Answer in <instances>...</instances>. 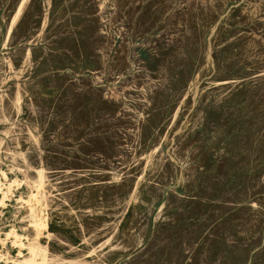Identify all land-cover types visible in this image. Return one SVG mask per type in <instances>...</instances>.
<instances>
[{
    "label": "rangeland",
    "instance_id": "374dc122",
    "mask_svg": "<svg viewBox=\"0 0 264 264\" xmlns=\"http://www.w3.org/2000/svg\"><path fill=\"white\" fill-rule=\"evenodd\" d=\"M22 1L0 0V264H264V0ZM34 197L47 223L38 238L26 212ZM34 242L44 254L32 255Z\"/></svg>",
    "mask_w": 264,
    "mask_h": 264
},
{
    "label": "bare ground",
    "instance_id": "6f19581e",
    "mask_svg": "<svg viewBox=\"0 0 264 264\" xmlns=\"http://www.w3.org/2000/svg\"><path fill=\"white\" fill-rule=\"evenodd\" d=\"M14 1H15V0H14ZM21 1H22V0H21ZM24 1H25V0H24ZM122 1H123V0H122ZM131 1H132V0H131ZM32 2H33V1H32ZM57 2H58V1H57ZM62 2H63V1H62ZM75 2H77V0H75ZM82 2H83V1H82ZM128 2H129V1H127V4H128ZM151 2H152V1H150V3H151ZM14 3H15V2H14ZM14 3H13V4H14ZM83 3H84V2H83ZM83 3H82V4H83ZM95 3H96V2H95ZM131 3H132V2H131ZM133 3H134V2H133ZM139 3H142V2H139ZM155 3H156V0H155ZM19 4H20V5H19L18 11H17L18 14H19V12H20L21 9H22L23 1H22L21 3H19ZM54 4H55V3H54ZM54 4H53V5H54ZM79 4H80V2H79ZM79 4H78V6H79ZM91 4H92V3L90 2L89 5L91 6ZM117 4H118V3H117ZM122 4H123V2H122ZM122 4H121V5H122ZM151 4H153V2H152ZM156 4H158V3H156ZM29 5H30V3H29ZM75 5H77V4L75 3ZM89 5H88V7H89ZM141 5H142V4H141ZM147 5H148V4H147ZM78 6H76V7L73 6V7L76 9ZM92 6H93V5H92ZM133 6H134V5H133ZM145 6H146V5H145ZM145 6H144V7H145ZM149 6H150V5H149ZM149 6H148V7H149ZM152 6H153V5H152ZM34 7H35V6H34ZM34 7L32 6V8H34ZM52 7H53V6H52ZM88 7H87V8H88ZM121 7H122V6H121ZM150 7H151V6H150ZM14 8H15V7H14ZM14 8H13V9H14ZM69 8H70V7H69ZM83 8H84V7H83ZM96 8H97V6H96ZM118 8H119V6H118ZM129 8H130V7H129ZM29 9H30V8H29ZM45 9H46V8H45ZM77 9H78V8H77ZM126 9H128V8H126ZM134 9H135V8H134ZM138 9H139V8H138ZM150 9H151V8H150ZM218 9H219V8H218ZM30 10H31V9H30ZM35 10H37V9L35 8ZM73 10H74V9H73ZM116 10H117V8H116ZM118 10H119V9H118ZM121 10H122V9H121ZM144 10H146V9H144ZM144 10H143V11H144ZM147 10H148V8H147ZM38 11H39V10H38ZM38 11H37V12H38ZM67 11H68V10H67ZM70 11H71V9H70ZM83 11H85V10H83ZM83 11H82V12H83ZM122 11H123V10H122ZM137 11H138V10H136V12H137ZM156 11H157V10H156ZM168 11H169V10H168ZM184 11H185V10H184ZM15 12H16V11H15ZM15 12H14V14H15ZM31 12H32V11H31ZM31 12H30V13H31ZM40 12H41V11H40ZM46 12H47V11H46ZM86 12H87V11H86ZM185 12H186V11H185ZM185 12H184V13H185ZM35 13H36V12H35ZM69 13H70V12H69ZM74 13H76V12H74ZM79 13H81V12H79ZM87 13H89V12H87ZM125 13H126V11H125ZM134 13H135V12H134ZM137 13H138V12H137ZM12 14H13V13H12ZM14 14H13V16H14ZM41 14H42V13H41ZM43 14H44V13H43ZM63 14H64V13H63ZM140 14H141V13H140ZM144 14H145V13H144ZM153 14H154V12H153ZM159 14H160V13H159ZM33 15H34V14H33ZM90 15H92V13H91ZM90 15H88V16H90ZM93 15H94V14H93ZM124 15H125V14H124ZM126 15H127V13H126ZM134 15H135V14H134ZM176 15H177V14H176ZM188 15H189V14H188ZM13 16H12V17H13ZM28 16H30V14H28ZM63 16H64V15H63ZM63 16H61V17H63ZM69 16H70V15H69ZM94 16H95V15H94ZM128 16H129V15H128ZM132 16H133V15H132ZM138 16H139V15H138ZM145 16H146V15H145ZM149 16H150V15H149ZM164 16H165V15H164ZM177 16H178V15H177ZM195 16H196V15H195ZM40 17H42V15H41ZM114 17H115V16H114ZM150 17H151V16H150ZM152 17H153V16H152ZM154 17H155V16H154ZM157 17H158V16H157ZM182 17H183V16H182ZM186 17H187V16H186ZM190 17H191V16H190ZM193 17H194V16H193ZM16 18H18V17H16ZM28 18H29V17H28ZM32 18H33V16H32ZM46 18H47V17H46ZM123 18H124V17H122V19H123ZM142 18H144V17H142ZM142 18L139 17V19H141L140 21H142ZM11 19H12V18H11ZM13 19H14V18H13ZM29 19H30V18H29ZM60 19H61V18H60ZM60 19H59V20H60ZM111 19H112V18H111ZM133 19H135V18H133ZM136 19L138 20V17H137ZM157 19H158V18H157ZM176 19H177V18H176ZM233 19H234V18H233ZM26 20H27V19H26ZM35 20H36V19H35ZM87 20L90 21V19H87ZM91 20H92V18H91ZM137 20H136V21H137ZM152 20H153V19H152ZM235 20H239V19H235ZM23 21H24V20H23ZM23 21H22V22H23ZM65 21H66V20H65ZM69 21H70V20H69ZM69 21H68V22H69ZM74 21H75V20H74ZM117 21H118V20H117ZM124 21H125V20H124ZM132 21H133V20H132ZM149 21H150V20H149ZM153 21H155V20H153ZM176 21H177V20H176ZM179 21H180V20H179ZM239 21H240V20H239ZM239 21H238V22H239ZM10 22H11V20H10ZM84 22H85V24H86V21H84ZM112 22H113V21H112ZM150 22H151V21H150ZM188 22H189V21H188ZM8 23H9V22H8ZM14 23H15V21H14ZM14 23H13V25H14ZM30 23H31V21H30ZM81 23H82V22H81ZM87 23H88V22H87ZM137 23H138V21H137ZM147 23H148V22H147ZM156 23H157V22H156ZM166 23H167V22H166ZM186 23H187V22H186ZM9 24H10V23H9ZM9 24H8V25H9ZM21 24H22V23H21ZM25 24H27V21H26ZM70 24H71V23H70ZM89 24H90V23H89ZM115 24H116V23H115ZM133 24H134V23H133ZM135 24H136V23H135ZM142 24H143V22H142ZM171 24H172V23H171ZM175 24H176V23H175ZM27 25H29V24H27ZM32 25H33V24H32ZM36 25H38V24H36ZM59 25H60V24H59ZM61 25H62V24H61ZM90 25H91V24H90ZM96 25H97V24H96ZM112 25H113V24H112ZM125 25L128 26V24H125ZM125 25H124V26H125ZM137 25H138V24H137ZM153 25H154V24H153ZM187 25H188V24H187ZM0 26H1V25H0ZM71 26H72V24H71ZM78 26H80V25H78ZM131 26H132V25H131ZM141 26H142V25H141ZM7 27H8V26H7ZM35 27H36V26H35ZM58 27H59V26H58ZM58 27H57V28H58ZM97 27H98V26H97ZM129 27H130V26H129ZM135 27H137V26H135ZM146 27H147V26H146ZM173 27H174V26H173ZM193 27H194V25H193ZM193 27H192V28H193ZM0 28H1V27H0ZM31 28H32V27H31ZM33 28H34V27H33ZM41 28H42V27H41ZM57 28H56V26H55V29H56V30H57ZM74 28H75V27H74ZM84 28H85V27H84ZM86 28H87V29H85V30H89L88 27H86ZM100 28H101V27H100ZM132 28H133V27H132ZM137 28H138V27H137ZM140 28H141V27H140ZM147 28H148V27H147ZM162 28H163V27H162ZM162 28H161V29H162ZM177 28H178V27H177ZM10 29H11V27H10ZM53 29H54V28H53ZM92 29H93V28H92ZM94 29H95V28H94ZM94 29H93V30H94ZM105 29L107 30V28H105ZM143 29H145V28H143ZM148 29H149V28H148ZM148 29H147V30H148ZM179 29H180V28H179ZM198 29H199V28H198ZM6 30H7V29H6ZM34 30H35V29H34ZM56 30H55V31H56ZM69 30H70V29H69ZM93 30H90V31L93 32ZM102 30H104V29H102ZM112 30H113V29H112ZM125 30H126V29H125ZM130 30H131V29H130ZM132 30H133V29H132ZM138 30H139V29H138ZM145 30H146V29H145ZM145 30H144V31H145ZM170 30H171V28H170ZM186 30H187V29H186ZM16 31H18V30H16ZM39 31H40V30H39ZM60 31H61V30H60ZM65 31H66V30H65ZM74 31H75V30H74ZM108 31H109V30H108ZM108 31H107V32H108ZM133 31H134V30H133ZM135 31H136V30H135ZM181 31H182V30H181ZM191 31H192V30H191ZM25 32H26V30H25ZM33 32H34V31H33ZM75 32H77V31H75ZM79 32H80V31H79ZM79 32H77V33H79ZM88 32H89V31H88ZM109 32H110V31H109ZM114 32H115V31H114ZM126 32H127V31H126ZM173 32H174V30H173ZM173 32H172V33H173ZM176 32H177V31H176ZM9 33H10V32H8V34H9ZM13 33H14V32H13ZM13 33H12V34H13ZM46 33H47V32H46ZM81 33H82V32H81ZM93 33H94V32H93ZM132 33H133V32H132ZM8 34H7V35H8ZM16 34H17V33H16ZM48 34H49V33H48ZM82 34H83V33H82ZM87 34H88V33H86V35H87ZM141 34H142V32H141ZM178 34H179V33H178ZM21 35H22V34H21ZM21 35H20V36H21ZM24 35H25V33H24ZM30 35H31V34H30ZM45 35H46V34H45ZM51 35H52V34H51ZM113 35H114V34H113ZM128 35L131 36V34H128ZM137 35H140V34H137ZM168 35H169V34H168ZM67 36H68V35H67ZM69 36H70V35H69ZM71 36H72V35H71ZM81 36H82V35H81ZM84 36H85V35H84ZM89 36H90V35H89ZM200 36H201V35H200ZM200 36H199V37H200ZM203 36H204V35H203ZM30 37H31V36H30ZM32 37H33V36H32ZM42 37H43V36H42ZM53 37H54V36H53ZM55 37H57V36H55ZM78 37H79V36H78ZM135 37H136V36H134V38H135ZM173 37H174V36H173ZM179 37H180V36H179ZM28 38H29V37H28ZM84 38H85V37H84ZM86 38H87V37H86ZM89 38H90V37H89ZM91 38H92V37H91ZM121 38H122V37H121ZM125 38H126V37H125ZM130 38H131V37H130ZM30 39H32V38H30ZM50 39H51V38H50ZM55 39H56V38H55ZM100 39H101V38H100ZM111 39H112V38H111ZM177 39H178V38H177ZM4 40H5V39H4ZM6 40H7V39H6ZM17 40H18V39H17ZM39 40H40V39H39ZM39 40H38V41H39ZM62 40H64V39H62ZM72 40H73V38H72ZM107 40H108V39H107ZM122 40H123V38H122ZM132 40H133V39H132ZM157 40H158V39H157ZM159 40H160V39H159ZM165 40H167V39H165ZM178 40H179V39H178ZM181 40H182V39H181ZM181 40H179V41H181ZM231 40H232V39H231ZM8 41H9V39H8ZM25 41H26V39H25ZM25 41H24V42H25ZM49 41H50V40H49ZM54 41H55V40H54ZM66 41H68V40H66ZM69 41H70V39H69ZM81 41H83V40H81ZM85 41H86V40H85ZM87 41H88V40H87ZM90 41H91V40H90ZM101 41H102V40H101ZM103 41H105V40H103ZM124 41H125V40H124ZM133 41H135V40H133ZM184 41H185V40H184ZM186 41H187V40H186ZM193 41H195V40H193ZM5 42H6V41H5ZM55 42H56V41H55ZM60 42H61V41H60ZM64 42H65V40H64ZM83 42H84V41H83ZM111 42H112V41H111ZM111 42H110V43H111ZM113 42H114V41H113ZM131 42H132V41H131ZM14 43H15V42H14ZM17 43H18V42H17ZM40 43H41V42H40ZM43 43H44V42H43ZM46 43H47V42H46ZM50 43H52V41H51ZM69 43H70V42H69ZM72 43H76V42H73V41H72ZM132 43H133V42H132ZM162 43H163V42H162ZM162 43H160V44L162 45ZM200 43H201V42H200ZM5 44H6V43H5ZM31 44H32V43H31ZM56 44H57V43H56ZM59 44H60V43H58L57 45H59ZM65 44H66V43H65ZM67 44H68V43H67ZM102 44H103V43H102ZM102 44H101V45H102ZM118 44H119V43H118ZM158 44H159V43H158ZM172 44H174V43H172ZM177 44H179V43H177ZM222 44H223V43H222ZM11 45H12V44H11ZM15 45H16V44H15ZM15 45H14V46H15ZM49 45H50V44H49ZM63 45H64V44H63ZM70 45H71V44H70ZM73 45H74V44H73ZM79 45H80V44H79ZM120 45H121V42H120ZM167 45H168V44H167ZM174 45H175V44H174ZM185 45H186V44H185ZM188 45H189V44H188ZM26 46H27V45H26ZM44 46H46V45H44ZM68 46H69V45H68ZM75 46H77V44H75ZM80 46H81V45H80ZM163 46H164V45H163ZM195 46H196V45H195ZM5 47H6V45H5ZM19 47H20V46H19ZM33 47H34V46H33ZM33 47H32V48H33ZM35 47H36V46H35ZM60 47H61V45H60ZM60 47H59V48H60ZM73 47H74V46H73ZM82 47H83V46H82ZM91 47H92V45H91ZM91 47H90V48H91ZM102 47H103V46H102ZM105 47H107V46H105ZM124 47H125V45H124ZM189 47H190V46H189ZM62 48H63V47H62ZM62 48H61V49H62ZM76 48H77V47H76ZM78 48H79V47H78ZM18 49H19V48H18ZM28 49H29V48H28ZM69 49H71V48H69ZM80 49H81V47H80ZM98 49H99V48H98ZM109 49H110V48H109ZM117 49H118V48H117ZM117 49H116V50H117ZM162 49H163V48H162ZM40 50H41V49H40ZM56 50H57V49H56ZM77 50H78V49H77ZM82 50H83V49H82ZM101 50H102V49H101ZM127 50H128V49H127ZM179 50H180V49H179ZM213 50H214V49H213ZM27 51H28V50H27ZM53 51H54V50H53ZM57 51H58V50H57ZM63 51H64V50H63ZM85 51H87V50H85ZM107 51H108V50H107ZM107 51H106V52H107ZM110 51H111V50H110ZM119 51H120V50H119ZM164 51H165V50H164ZM23 52H24V51H23ZM29 52H30V51H29ZM80 52H81V51H80ZM132 52H133V51H132ZM132 52H131V53H132ZM200 52H201V51H200ZM217 52H218V51H217ZM24 53H25V52H24ZM47 53H49V51H48ZM62 53H63V52H62ZM66 53H67V52H66ZM78 53H79V52H77V54H78ZM84 53H85V52H84ZM88 53H90V52H88ZM155 53H156V52H155ZM171 53H172V52H171ZM171 53H170V54H171ZM178 53H179V51H178ZM234 53H235V52H234ZM15 54H16V53H15ZM57 54H58V53H57ZM64 54H65V53H64ZM79 54H80V53H79ZM79 54H78V55H79ZM93 54H94V53H93ZM125 54H126V53H125ZM125 54H124V55H125ZM157 54H158V53H157ZM172 54H173V53H172ZM207 54H208V53H207ZM12 55H14V54H12ZM17 55H18V54H17ZM27 55H28V54H27ZM65 55H66V54H65ZM112 55H113V54H112ZM131 55H132V54H131ZM165 55H166V57H167V53H165ZM165 55H164V56H165ZM168 55H169V54H168ZM176 55H177V54H176ZM61 56H62V55H61ZM75 56L77 57V55H75ZM89 56H90V55H89ZM159 56H161V55H159ZM172 56H173V55H172ZM187 56H188V55H187ZM202 56H203V55H202ZM216 56H217V55H216ZM234 56H235V55H234ZM9 57H10V56H9ZM16 57H19V56H16ZM23 57H24V56H23ZM27 57H28V56H27ZM63 57H64V56H63ZM76 57H74V58H76ZM83 57H84V55H83ZM91 57H92V56H91ZM97 57H98V56H97ZM101 57H102V56H101ZM116 57H119V56H116ZM169 57H170V56H169ZM188 57H189V56H188ZM205 57H207V56L205 55ZM249 57H250V56H249ZM81 58H82V57H81ZM85 58H86V56H85ZM102 58H103V57H102ZM104 58H105V57H104ZM107 58H108V57H107ZM126 58H127V57H126ZM171 58H172V57H171ZM199 58H200V57H199ZM202 58H204V57H202ZM56 59H57V58H56ZM63 59H64V58H63ZM88 59H89V58H88ZM118 59H119V58H118ZM140 59H141V58H140ZM151 59H152V58H151ZM162 59H164V58H162ZM218 59H219V58H218ZM225 59H226V57H225ZM4 60H6V59H4ZM10 60H11V59H10ZM20 60H21V59H20ZM72 60H74V59H72ZM79 60H80V59H79ZM91 60H93V59H91ZM125 60H126V59H125ZM136 60H138V59H136ZM141 60H142V59H141ZM153 60H154V59H153ZM157 60H158V59H157ZM198 60L201 61V58L198 59ZM2 61H3V60H2ZM6 61H7V60H6ZM110 61H111V60H110ZM112 61H113V60H112ZM121 61H122V60H121ZM143 61H144V60H143ZM206 61H207V60H206ZM223 61H224V59H223ZM4 62H5V61H4ZM91 62H92V61H91ZM119 62H120V61H119ZM125 62H126V61H125ZM160 62H161V61H160ZM174 62H175V61H174ZM184 62H185V61H184ZM75 63H76V62H75ZM77 63H78V62H77ZM93 63H95V61H94ZM104 63H106V62H104ZM122 63H123V62H122ZM169 63H170V62H169ZM171 63H173V62H171ZM181 63H182V62H181ZM181 63H180V64H181ZM185 63H186V62H185ZM198 63H199V62H198ZM216 63H217V61H216ZM220 63H221V62H220ZM236 63H237V61H236ZM5 64H6V63H5ZM8 64H9V63H8ZM17 64H18V63H17ZM37 64H38V63H37ZM115 64H116V62H115ZM125 64H127V62H126ZM153 64H154V63H153ZM164 64H165V63H164ZM191 64H192V63H191ZM97 65H98V63H97ZM146 65H147V63H146ZM201 65H202V64H200V66H201ZM216 65H217V64H216ZM218 65H219V64H218ZM230 65H231V64H230ZM1 66H2V65H1ZM112 66L114 67V64H113ZM116 66H117V65H116ZM119 66H120V65H119ZM172 66H173V65H172ZM195 66H196V65H195ZM202 66H203V65H202ZM227 66L229 67V65H227ZM256 66H257V65H256ZM8 67H9V66H8ZM10 67H11V65H10ZM99 67H100V65H99ZM117 67H118V66H117ZM128 67H129V65H128ZM153 67H154V66H153ZM156 67H157V65H156ZM169 67H171V66L169 65ZM177 67H178V66H177ZM232 67H233V66H232ZM257 67H258V66H257ZM102 68H103V67H102ZM102 68H101V69H102ZM105 68H106V67H105ZM111 68H112V67H111ZM125 68H127V67H125ZM147 68H151V67H148V66H147ZM216 68H217V67H216ZM97 69H98V68H97ZM121 69H122V68H121ZM159 69H160V72H161V68H159ZM169 69H170V68H169ZM225 69H226V68H225ZM229 69H230V67H229ZM249 69H250V68H249ZM78 70H79V69H78ZM87 70H88V69H87ZM103 70H104V69H103ZM124 70H125V69H124ZM145 70H146V69H145ZM150 70H151V69H150ZM181 70H182V69H181ZM193 70H194V67H193ZM0 71H1V70H0ZM95 71H96V70H95ZM111 71H112V70H111ZM121 71H123V69H122ZM167 71H170V70H167ZM179 71H180V70H179ZM182 71H183V70H182ZM182 71H181V73H182ZM205 71H206V70H205ZM249 71H250V70H249ZM255 71H256V70H255ZM263 71H264V70H263ZM92 72H93V71H92ZM103 72H104V71H103ZM114 72H115V71H114ZM152 72H153V71H152ZM170 72H171V71H170ZM193 72H194V71H193ZM256 72H257V71H256ZM260 72H261V71H260ZM187 73H188V72H187ZM243 73H244V72H243ZM247 73H248V72H247ZM247 73H246V74H247ZM249 73H250V72H249ZM5 74H6V73H5ZM50 74H51V73H50ZM63 74H64V73H63ZM115 74H116V73H115ZM118 74H119V72H118ZM259 74H260V73H259ZM112 75H113V74H112ZM149 75H150V74H149ZM171 75H172V74H171ZM181 75H182V74H181ZM192 75H193V74H192ZM237 75H238V74H237ZM46 76H47V75H46ZM51 76H52V75H51ZM55 76H56V75H55ZM150 76H151V75H150ZM161 76H162V75H161ZM172 76H173V75H172ZM176 76H178V74H177ZM184 76H185V75H184ZM184 76H183V77H184ZM187 76H188V75H187ZM239 76H240V75H239ZM243 76H244V75H243ZM263 76H264V75H263ZM15 77H16V76H15ZM62 77H63V76H62ZM137 77H139V76H136V78H137ZM204 77H205V76H204ZM241 77H242V76H241ZM246 77H247V76H246ZM44 78H45V77H44ZM50 78H51V77H50ZM65 78H66V77H65ZM149 78H150V77H149ZM158 78H159V77H158ZM172 78H174V77H172ZM186 78H187V77H186ZM188 78H189V77H188ZM256 78H257V77H256ZM34 79H35V78H34ZM40 79H42V78H40ZM77 79H78V78H77ZM83 79H84V78H83ZM141 79H143V78H141ZM183 79H184V78H183ZM212 79H213V78H212ZM35 80H36V79H35ZM59 80H60V79H59ZM71 80H72V79H71ZM81 80H82V79H81ZM107 80H108V79H107ZM158 80H159V79H158ZM194 80H195V79H194ZM206 80H208V79H206ZM206 80H205V81H206ZM224 80H225V79H224ZM226 80H227V79H226ZM234 80H235V79H234ZM249 80H250V79H249ZM39 81H40V80H39ZM63 81H64V79H63ZM87 81H88V80H87ZM169 81H170V80H169ZM221 81H222V80H221ZM232 81H233V80H232ZM237 81H238V80H237ZM258 81H259V80H258ZM258 81H257V82H258ZM52 82H53V81H52ZM64 82H65V81H64ZM73 82H74V80H73ZM85 82H86V79H85ZM140 82H141V81H140ZM140 82H139V83H140ZM149 82H150V81H149ZM210 82H211V81H210ZM216 82H217V81H216ZM240 82H241V81H240ZM252 82H253V81H252ZM87 83H88V82H87ZM108 83H109V82H108ZM136 83H137V82H136ZM144 83H145V82H144ZM147 83H148V82H147ZM224 83H225V82H224ZM242 83H243V81H242ZM70 84H71V83H70ZM78 84H79V83H78ZM92 84H93V83H92ZM168 84H169V82H168ZM63 85H64V83H63ZM86 85H88V84H86ZM98 85H99V84H98ZM134 85H136V84H134ZM151 85H153V84H151ZM251 85H252V84H251ZM46 86H47V85H46ZM46 86H45V87H46ZM72 86H73V85H72ZM153 86H154V85H153ZM201 86H202V85H201ZM203 86H204V85H203ZM73 87H74V86H73ZM75 87H76V85H75ZM88 87H91V85L88 86ZM92 87H93V86H92ZM92 87H91V88H92ZM135 87H136V86H135ZM149 87H150V86H149ZM222 87H223V86H222ZM80 88H81V87H80ZM82 88H83V87H82ZM159 88H160V87H159ZM166 88H167V87H166ZM228 88H229V87H228ZM133 89H134V88H133ZM146 89H147V88H146ZM178 89H180V88H178ZM183 89H184V88H183ZM200 89H201V88H200ZM231 89H232V88H231ZM233 89H234V88H233ZM88 90H90V89L88 88ZM170 90H171V89H170ZM218 90H219V89H218ZM228 90H229V89H228ZM228 90H227V91H228ZM263 90H264V89H263ZM82 91H83V90H82ZM167 91H168V90H167ZM172 91H173V90H172ZM94 92H96V91H94ZM160 92H161V91H160ZM173 92H174V91H173ZM222 92H223V91H221V93H222ZM229 92H230V91H229ZM251 92H253V90H252ZM65 93H66V92H65ZM80 93H81V92H80ZM96 93H97V92H96ZM131 93H132V92H131ZM133 93H134V92H133ZM203 93H204V92H203ZM219 93H220V92H219ZM58 94H59V93H58ZM83 94H84V92H83ZM99 94H100V93H99ZM102 94H103V93H102ZM145 94H146V93H145ZM155 94H156V93H155ZM159 94H160V93H159ZM171 94H172V93H171ZM224 94H225V93H224ZM226 94H227V93H226ZM228 94H229V93H228ZM262 94H263V93H262ZM30 95H31V94H30ZM64 95H65V94H64ZM68 95H69V94H68ZM89 95H90V94H89ZM97 95H98V94H97ZM97 95H96V96H97ZM146 95H147V94H146ZM163 95H164V94H163ZM166 95H167V94H166ZM175 95H176V94H175ZM202 95H203V94H202ZM219 95H220V94H219ZM149 96H152V95H149ZM154 96H156V95H154ZM160 96H161V95H160ZM249 96H250V95H249ZM255 96H256V95H255ZM17 97H18V96H17ZM49 97H50V95H49ZM152 97H153V96H152ZM174 97H175V96H174ZM178 97H179V96H178ZM180 97H181V96H180ZM206 97H207V96H206ZM208 97H209V96H208ZM214 97H215V96H214ZM216 97H217V96H216ZM219 97H221V96H219ZM260 97H261V96H260ZM18 98H19V97H18ZM64 98H65V97H64ZM95 98H96V97H95ZM146 98L148 99V97H146ZM163 98H164V97H163ZM172 98H173V97H172ZM249 98H250V97H249ZM19 99H20V98H19ZM52 99H53V98H52ZM59 99H60V98H59ZM66 99H68V98H66ZM66 99H65V100H66ZM82 99L84 100V98H82ZM100 99H101V97H100ZM176 99H177V98H176ZM214 99L216 100V98H214ZM219 99H220V98H219ZM252 99H253V98H252ZM252 99L250 100V102H252ZM257 99H259V98H257ZM24 100H25V99H24ZM104 100H105V99H104ZM127 100H128V99H127ZM157 100H158V99H157ZM157 100H155V101H157ZM161 100L163 101V99H161ZM200 100H201V99H200ZM17 101H18V100H17ZM38 101H39V100H38ZM54 101H56V100H54ZM80 101H82V100H80ZM98 101H99V100H98ZM98 101H97V102H98ZM188 101H189V99H188ZM193 101H194V100H193ZM245 101H246V100H245ZM18 102H19V101H18ZM58 102H59V101H58ZM83 102H84V101H83ZM94 102H95V101H94ZM106 102H108V101L106 100ZM110 102H111V101H110ZM170 102H171V101H170ZM247 102H248V101H247ZM99 103H100V102H99ZM114 103H115V102H114ZM141 103H142V102H141ZM163 103H164V102H163ZM9 104H10V103H9ZM29 104H30V103H29ZM92 104H93V103H92ZM101 104H103V103H101ZM158 104H159V103H158ZM178 104H179V103H178ZM249 104H250V103H249ZM254 104H255V103H254ZM32 105H33V104H32ZM60 105H61V104H60ZM86 105H87V104H86ZM90 105H91V104H90ZM109 105H110V103H109ZM112 105H113V103H112ZM164 105H165V104H164ZM187 105H188V104H187ZM203 105H204V104H203ZM205 105H206V104H205ZM243 105H244V104H243ZM251 105H252V104H251ZM263 105H264V104H263ZM56 106H58V105H56ZM63 106H64V105H63ZM91 106H92V105H91ZM103 106H104V105H103ZM103 106H102V108H103ZM121 106H123V105H121ZM154 106H155V105H154ZM167 106H168V105H167ZM237 106H238V105H237ZM239 106H240V105H239ZM81 107H82V105H81ZM116 107H117V106H116ZM119 107H120V106H119ZM178 107H179V106H178ZM203 107H204V106H203ZM235 107H236V106H235ZM259 107H260V105H259ZM32 108H33V107H32ZM41 108H42V107H41ZM48 108H49V107H48ZM54 108H55V106H54ZM58 108H59V107H58ZM58 108H57V110H58ZM61 108H62V107H61ZM61 108H60V109H61ZM88 108H89V107H88ZM95 108H96V107H95ZM100 108H101V107H100ZM100 108H99V109H100ZM143 108H144V107H143ZM157 108H158V107H157ZM172 108H174V106H173ZM179 108H180V107H179ZM205 108H206V107H205ZM231 108H232V107H231ZM245 108H246V107H245ZM254 108H255V107H254ZM42 109H43V108H42ZM81 109H83V108H81ZM96 109H97V108H96ZM106 109H107V108H106ZM114 109H117V108H114ZM151 109H152V108H151ZM155 109H156V108H155ZM159 109H160V108H159ZM177 109H178V108H177ZM234 109H235V111H236V108H234ZM237 109H238V108H237ZM247 109H248V108H247ZM37 110H39V109H37ZM53 110H54V109H53ZM86 110H87V109H86ZM100 110H101V109H100ZM117 110H118V109H117ZM140 110H141V108H140ZM157 110H158V109H157ZM211 110H212V109H211ZM211 110H210V111H211ZM243 110H244V109H243ZM253 110H254V109H253ZM40 111H41V110H40ZM90 111H91V109H90ZM92 111H94V109H93ZM108 111H109V110H108ZM113 111H115V110H113ZM131 111H132V110H131ZM154 111H155V110H154ZM154 111H153V112H154ZM162 111H163V110H162ZM180 111H181V110H180ZM200 111H201V110H200ZM202 111H203V110H202ZM235 111H234V113H235ZM258 111H259V110H258ZM48 112H49V111H48ZM48 112H47V113H48ZM54 112H55V111H54ZM58 112H60V111H58ZM58 112H57V113H58ZM87 112H88V111H87ZM95 112L97 113V111H95ZM150 112H151V110H150ZM150 112H149V113H150ZM153 112H152V113H153ZM155 112H156V111H155ZM171 112H173V111H171ZM176 112H177V111H176ZM242 112H244V111H242ZM37 113H38V112H37ZM43 113H44V112H43ZM61 113H62V112H61ZM61 113H60V114H61ZM88 113H90V112H88ZM88 113H87V114H88ZM96 113H95V114H96ZM100 113H101V112H100ZM103 113H105L104 110H103ZM111 113H112V112H111ZM145 113H146V112H145ZM160 113H161V112H160ZM174 113H175V112H174ZM199 113H200V112H199ZM35 114H36V113H35ZM150 114H151V113H150ZM158 114H159V113H158ZM161 114H162V113H161ZM183 114H185V113H183ZM203 114H204V113H203ZM247 114H248V113H247ZM99 115H100V114H99ZM110 115H111V114H110ZM112 115H113V114H112ZM153 115H154V113H153ZM200 115H201V114H200ZM234 115H235V114H234ZM253 115H254V114H253ZM255 115H256V114H255ZM54 116H55V115H54ZM56 116H57V115H56ZM82 116H83V115H82ZM97 116H98V114H97ZM97 116H96V117H97ZM114 116H116V115H114ZM122 116H123V115H122ZM149 116H150V115H149ZM154 116H155V115H154ZM177 116H178V115H177ZM181 116H182V115H181ZM201 116H202V115H201ZM248 116H250V115H248ZM15 117H17V116H15ZM83 117H84V116H83ZM86 117H88V116H86ZM89 117L91 118V115H89ZM110 117H112V116H110ZM138 117H139V116H138ZM143 117H144V116H143ZM159 117H160V116H159ZM169 117H170V115H169ZM5 118L7 119V117H5ZM13 118H14V117H13ZM53 118H54V117H53ZM112 118H113V117H112ZM145 118H146V117H145ZM170 118H171V117H170ZM172 118H173V117H172ZM176 118H177V117H176ZM240 118H241V117H240ZM15 119H16V118H15ZM91 119H92V118H91ZM110 119H111V118H110ZM118 119H119V118H118ZM140 119H141V118H140ZM147 119H149V117H147ZM150 119H151V118H150ZM57 120H58V119H57ZM104 120H105V119H104ZM108 120H109V119H108ZM114 120L116 121V119H114ZM151 120H152V119H151ZM157 120H158V119H157ZM172 120H173V119H172ZM197 120H198V118H197ZM3 121H4V120H3ZM7 121H8V120H7ZM12 121H14V120H12ZM82 121H83V119H82ZM138 121H139V120H138ZM173 121H174V120H173ZM181 121H182V120H181ZM181 121H180V122H181ZM194 121H195V120H194ZM252 121H253V119H252ZM252 121H251V122H252ZM8 122H9V121H8ZM87 122H88V121H87ZM141 122H142V121H141ZM146 122H147V121H146ZM169 122H170V121H169ZM246 122H247V121H246ZM60 123H61V122H60ZM110 123H111V121H110ZM112 123H113V122H112ZM148 123H150V122H148ZM152 123H154V122H152ZM155 123H157V122H155ZM161 123H162V122H161ZM175 123H176V122H175ZM178 123H179V122H178ZM192 123H194V122H192ZM198 123H199V122H198ZM173 124H174V123H173ZM87 125H88V124H87ZM89 125H90V124H89ZM109 125H110V124H109ZM170 125H171V124H170ZM192 125H193V124H192ZM101 126H102V125H101ZM105 126H106V125H105ZM176 126H179V124H178V125L176 124ZM90 127H91V126H90ZM99 127H100V126H99ZM109 127H111V125H110ZM137 127H138V126H137ZM141 127H142V126H141ZM143 127H144V126H143ZM243 127H244V126H243ZM259 127L261 128V126H259ZM263 127H264V126H263ZM263 127H262V128H263ZM97 128H98V127H97ZM101 128H102V127H101ZM106 128H107V126H106ZM133 128H134V127H133ZM174 128H175V127H174ZM174 128H173V129H174ZM182 128H183V127H182ZM195 128H196V127H195ZM57 129H58V128H57ZM86 129H87V128H86ZM110 129H111V128H110ZM162 129H163V128H162ZM177 129H178V128H177ZM53 130H55V129H53ZM59 130H60V129H59ZM160 130H161V129H160ZM257 130H259V129H257ZM257 130H256V131H257ZM82 131H83V130H82ZM93 131H94V130H93ZM93 131H92V132H93ZM192 131H193V130H192ZM246 131H248V130L246 129ZM249 131H250V129H249ZM256 131H255V132H256ZM53 132H54V131H53ZM88 132H89V131H88ZM156 132H157V131H156ZM188 132H189V131H188ZM54 133H55V132H54ZM83 133H84V132H83ZM133 133H134V132H133ZM142 133H143V132H142ZM144 133H145V132H144ZM5 134H6V133H5ZM5 134H4V135H5ZM85 134H86V133H85ZM110 134H111V133H110ZM157 134H158V133H157ZM60 135H61V134H60ZM62 135H63V134H62ZM86 135H87V134H86ZM139 135H140V134H139ZM139 135H138V137H139ZM158 135H159V134H158ZM141 136H142V135H141ZM155 136H157L156 133H155ZM247 136H248V135H247ZM251 136H252V135H251ZM101 137H102V136H101ZM236 137H238V136H236ZM243 137H244V136H243ZM88 138H89V137H88ZM90 138H91V137H90ZM94 138H96V137H94ZM159 138H160V137H159ZM169 138H170V137H169ZM240 138H241V137H240ZM97 139L99 140V138H97ZM104 139H106V138H104ZM137 139H138V138H137ZM137 139H135V140H137ZM178 139H179V138H178ZM178 139H177V140H178ZM244 139H245V137H244ZM247 139H250V138H247ZM133 140H134V139H133ZM166 140H167V139H166ZM232 140H233V139H232ZM234 140H235V139H234ZM242 140H243V139H242ZM100 141H102V139H101ZM105 141H106V140H105ZM109 141H110V140H109ZM111 141H112V140H111ZM156 141H158V138H157ZM156 141H155V142H156ZM173 141H174V140H173ZM236 141H238V140H236ZM236 141H235V142H236ZM247 141H248V140H247ZM247 141H246V142H247ZM95 142H96V140H95ZM138 142H139V141H138ZM201 142H202V140H201ZM240 142H241V141H240ZM240 142H239V143H240ZM244 142H245V141H244ZM35 143H36V142H35ZM236 143H237V142H236ZM80 144H81V143H80ZM93 144H95V143H93ZM98 144H99V143H98ZM98 144H97V145H98ZM153 144H154V143H153ZM192 144H193V143H192ZM85 145H86V144H85ZM110 145H111V144H110ZM113 145H114V144H113ZM113 145H112V146H113ZM115 145H116V144H115ZM156 145H157V144H156ZM174 145H175V144H174ZM79 146H80V145H79ZM94 146H95V145H94ZM104 146H105V144H104ZM139 146H140V145H139ZM235 146H236V145H235ZM242 146H243V145H242ZM71 147H72V146H71ZM95 147H96V146H95ZM95 147H94V148H95ZM102 147H103V144H102ZM115 147H116V146H115ZM140 147H141V146H140ZM159 147H160V146H159ZM159 147H158V148H159ZM176 147H178V146H176ZM189 147H190V146H189ZM195 147H196V146H195ZM231 147H232V146H231ZM69 148H70V147H69ZM85 148H86V147H85ZM191 148H192V147H191ZM243 148H245V147H243ZM49 149H51V148H49ZM53 149H54V148H53ZM82 149H83V148H82ZM87 149H88V148H87ZM90 149H91V148H90ZM96 149H97V148H96ZM96 149H95V150H96ZM153 149H154V148H153ZM159 149H160V148H159ZM177 149H179V148H177ZM232 149H233V148H232ZM251 149H252V148H251ZM47 150H48V149H47ZM54 150H55V149H54ZM79 150H80V149H79ZM88 150H89V149H88ZM91 150H93V147H92ZM97 150H98V149H97ZM227 150H228V149H227ZM238 150H239V149H238ZM44 151H45V150H43V153H44ZM50 151H51V150H50ZM73 151H74V150H73ZM80 151H81V150H80ZM156 151H158V149H157ZM156 151H155V152H156ZM161 151H162V150H161ZM189 151H190V150H189ZM231 151H232V150H231ZM30 152H31V151H30ZM62 152H63V151H62ZM62 152H61V153H62ZM68 152H69V151H68ZM85 152H86V151H85ZM90 152H91V151L89 150L88 153L90 154ZM96 152H97V151H96ZM114 152H115V151H114ZM114 152H113V153H114ZM159 152H160V151H159ZM243 152H244V151H243ZM32 153H34V152H32ZM40 153H41V152H40ZM46 153H47V152H46ZM65 153H66V152H65ZM152 153H153V152H152ZM57 154H58V153H57ZM63 154H64V152H63ZM83 154H84V153H83ZM91 154H92V153H91ZM93 154H94V153H93ZM164 154H165V153H164ZM164 154H163V156H164ZM236 154H237V153H236ZM239 154H240V153H239ZM58 155H59V154H58ZM65 155H67V154H65ZM70 155H71V154H70ZM85 155H86V154H85ZM142 155H143V154H142ZM155 155H157V154H155ZM159 155H160V154H159ZM159 155H158V156H159ZM175 155L177 156V154H175ZM187 155H188V154H187ZM189 155H190V154H189ZM233 155H234V154H233ZM3 156H4V155H3ZM53 156H54V155H53ZM108 156H109V155H108ZM110 156H111V155H110ZM112 156H113V155H112ZM152 156H153V154H152ZM190 156H192V155H190ZM190 156H189V157H190ZM6 157H7V156H6ZM20 157H21V156H20ZM59 157H60V156H59ZM80 157H81V156H80ZM142 157H143V156H142ZM156 157H157V156H156ZM177 157H179V156H177ZM184 157H185V156H184ZM233 157H234V156H233ZM240 157H241V154H240ZM37 158H38V157H37ZM47 158H48V157H47ZM54 158H55V157H54ZM63 158H64V157H63ZM102 158H103V157H102ZM135 158H136V157H135ZM166 158H167V157H166ZM190 158H191V157H190ZM250 158H251V157H250ZM51 159H52V158H51ZM76 159H77V157H76ZM84 159H86V158H84ZM147 159H148V158H147ZM182 159H183V158H182ZM185 159H186V158H185ZM2 160H3V159H2ZM47 160H48V159H47ZM47 160H46V161H47ZM59 160H61V159H59ZM80 160H81V159H80ZM111 160H112V158H111ZM128 160H129V159H128ZM132 160H133V159H132ZM136 160H137V159H136ZM148 160H149V159H148ZM159 160H160V159H159ZM186 160H187V159H186ZM190 160H191V159H190ZM234 160H235V159H234ZM12 161H14V159H13ZM28 161H29V160H28ZM32 161H33V160H32ZM38 161H39V160H38ZM77 161H78V160H77ZM77 161H75V162H77ZM84 161H85V160H84ZM133 161H134V160H133ZM180 161H181V160H180ZM238 161H239V160H238ZM14 162H15V161H14ZM25 162H26V161H25ZM30 162H31V161H30ZM33 162H34V161H33ZM44 162H45V161H44ZM44 162H43V163H44ZM49 162H50V161H49ZM56 162H57V161H56ZM71 162H72V161H71ZM81 162H82V161H81ZM108 162H109V161H108ZM125 162H126V161H125ZM191 162H193V161H191ZM230 162H231V161H230ZM232 162H233V161H232ZM232 162H231V163H232ZM247 162H248V161H247ZM47 163H48V162H47ZM54 163H55V162H54ZM60 163H61V162H60ZM60 163H59V164H60ZM95 163H96V162H95ZM198 163H199V162H198ZM249 163H250V162H249ZM16 164H17V163H16ZM59 164H58V165H59ZM65 164H66V163H65ZM69 164H70V163H69ZM168 164H169V162H168ZM183 164H184V163H183ZM232 164H233V163H232ZM237 164H238V163H237ZM9 165H10V164H9ZM44 165H45V164H44ZM61 165H62V163H61ZM80 165H81V164H80ZM94 165H95V164H94ZM94 165H93V166H94ZM128 165H129V164H128ZM132 165H133V164H132ZM138 165H139V163H138ZM160 165H161V164H160ZM164 165H165V164H164ZM228 165H229V164H228ZM16 166H17V165H16ZM52 166H53V165H52ZM63 166H64V165H63ZM68 166H69V165H68ZM82 166H84V165H82ZM106 166H107V165H106ZM135 166H136V165H135ZM139 166H140V165H139ZM165 166H166V165H165ZM184 166H185V165H184ZM10 167H11V166H10ZM13 167H14V166H13ZM48 167H49V166H48ZM50 167H51V165H50ZM78 167H79V166H78ZM137 167H138V166H137ZM230 167H231V166H230ZM234 167H235V166H234ZM241 167H242V166H241ZM14 168H15V167H14ZM62 168H63V167H62ZM141 168H142V167H141ZM156 168H157V167H156ZM156 168H155V170H156ZM189 168H191V167H189ZM41 169H42V168H41ZM79 169H80V168H79ZM79 169H77V170L79 171ZM162 169H163V168H161V170H162ZM202 169H203V168H202ZM231 169H233V168H231ZM39 170H40V168H39ZM44 170H45V168H44ZM70 170H71V169H70ZM111 170H112V169H111ZM137 170H138V169H137ZM158 170H159V169H158ZM169 170H171V167H170ZM36 171H37V170H36ZM48 171H49V169H48ZM68 171H69V170H68ZM85 171H86V170H85ZM129 171H130V170H129ZM143 171H144V170H143ZM163 171H165V170L163 169ZM171 171H172V170H171ZM229 171H230V170H229ZM23 172H24V171H23ZM69 172H70V171H69ZM71 172H72V171H71ZM79 172H80V171H79ZM98 172H99V171H98ZM104 172H105V171H104ZM106 172H107V171H106ZM156 172H157V171H156ZM183 172H184V169H183ZM189 172H190V171H189ZM232 172H233V171H232ZM31 173H32V172H31ZM41 173H43V172H41ZM63 173H64V172H63ZM66 173H67V172H66ZM119 173H120V172H119ZM143 173H144V172H143ZM161 173H162V171H161ZM104 174H105V173H104ZM122 174H123V173H122ZM122 174H121V175H122ZM139 174H140V173H139ZM139 174H138V175H139ZM181 174H182V173H181ZM195 174H196V173H195ZM228 174H229V173H228ZM39 175H40V174H39ZM50 175H51V174H50ZM55 175H56V174H55ZM79 175H80V174H79ZM84 175H85V174H84ZM113 175H114V174H113ZM125 175H126V174H125ZM128 175H129V174H128ZM191 175H192V174H191ZM211 175H213V174H211ZM211 175H210V176H211ZM225 175H226V174H225ZM27 176H28V175H27ZM40 176H41V175H40ZM40 176H39V177H40ZM91 176H92V175H91ZM91 176H90V177H91ZM107 176H108V174H107ZM141 176H142V175H141ZM189 176H190V174H189ZM28 177H29V176H28ZM80 177H81V176H80ZM90 177H89V178H90ZM93 177H94V175H93ZM128 177H129V176H128ZM184 177H185V176H184ZM191 177H192V176H191ZM191 177H190V178H191ZM217 177H218V176H217ZM221 177H222V179H223V176H221ZM225 177H226V176H225ZM227 177H228V176H227ZM51 178H52V177H51ZM54 178H55V177H54ZM82 178H84V177H82ZM118 178H119V177H118ZM121 178H122V177H121ZM167 178H168V177H167ZM219 178H220V176H219ZM24 179H25V178H24ZM28 179H29V178H28ZM47 179H48V178H47ZM85 179H86V178H85ZM96 179H97V178H96ZM108 179H109V178H108ZM124 179H125V178H124ZM209 179H210V178H209ZM209 179H207V180L209 181ZM224 179H225V178H224ZM31 180H32V179H31ZM34 180H35V179H34ZM36 180H37V179H36ZM89 180H90V179H89ZM89 180H88V181H89ZM92 180H93V179H92ZM101 180H102V179H101ZM128 180H129V179H128ZM128 180H127V181H128ZM149 180H150V179H149ZM168 180H169V179H168ZM27 181H28V180H27ZM41 181H42V180H41ZM83 181H84V179H83ZM93 181H94V180H93ZM105 181H106V180H105ZM110 181H111V180H110ZM117 181H118V180H117ZM122 181H124V180H122ZM122 181H121V182H122ZM135 181H136V180H135ZM162 181H163V180H162ZM170 181H171V179H170ZM170 181H169V182H170ZM219 181H220V180H219ZM222 181H223V180H222ZM3 182H4V181H3ZM25 182H26V181H25ZM48 182H49V181H48ZM106 182H107V181H106ZM149 182H150V181H149ZM154 182H155V181H154ZM189 182H190V180H189ZM211 182H212V180H211ZM34 183L36 184V182H34ZM42 183H43V182H42ZM87 183H88V182H87ZM101 183H102V182H101ZM122 183H123V182H122ZM122 183H121V184H122ZM124 183H125V182H124ZM129 183H130V182H129ZM203 183H204V182H203ZM203 183H202V184H203ZM218 183H219V182H218ZM221 183H222V182H221ZM0 184H1V183H0ZM3 184H4V183H3ZM9 184H10V183H9ZM29 184H30V183H29ZM29 184H27V185H29ZM61 184H62V183H61ZM116 184H117V183H116ZM116 184H115V185H116ZM212 184H213V183H212ZM101 185H102V184H101ZM103 185H104V184H103ZM159 185H160V184H159ZM185 185H186V184H185ZM185 185H184V186H185ZM205 185H206V184H205ZM52 186H53V185H52ZM94 186H96V185H94ZM94 186H92V187H94ZM116 186H118V185H116ZM153 186H154V185H153ZM6 187H7V186H6ZM30 187H31V186H30ZM42 187H43V186H42ZM68 187H69V186H68ZM75 187H76V186H75ZM102 187H103V186H102ZM109 187H110V186H109ZM111 187H114V186H111ZM159 187H160V186H159ZM173 187H175V186H173ZM209 187H210V186H209ZM211 187H212V186H211ZM211 187L208 188V189H211ZM126 188H127V186H126ZM131 188H132V187H131ZM166 188H167V187H166ZM171 188H172V187H171ZM171 188H170V189H171ZM9 189H10V188H9ZM30 189H31V188H30ZM37 189H38V188H37ZM65 189H66V188H65ZM129 189H130V188H129ZM154 189H155V188H154ZM156 189H157V187H156ZM158 189H159V188H158ZM164 189H165V188H164ZM182 189H183V188H182ZM208 189H207V191H208ZM244 189H246V187H245ZM7 190H8V189H7ZM55 190H56V189H55ZM87 190H89V189H87ZM100 190H101V189H100ZM115 190H116V189H115ZM133 190H134V189H133ZM160 190H162V189H160ZM171 190H172V189H171ZM250 190H251V189H250ZM30 191H31V190H30ZM67 191H68V190H67ZM104 191H105V190H104ZM107 191H108V190H107ZM117 191H118V190H117ZM121 191H122V190H121ZM154 191H155V190H154ZM163 191H164V190H163ZM233 191H234V190H233ZM241 191H242V190H241ZM241 191H240V192H241ZM263 191H264V190H263ZM8 192H9V191H8ZM16 192H17V191H16ZM19 192H20V191H19ZM50 192H51V191H50ZM61 192H62V191H61ZM114 192H115V191H114ZM151 192H152V191H151ZM243 192H244V191H243ZM243 192H242V193H243ZM259 192H260V191H259ZM4 193H6V192H4L3 188H0V194H1L0 204L2 203V197H4ZM10 193H12V192H10ZM13 193H14V192H13ZM38 193H39V192H38ZM43 193H44V192H43ZM55 193H56V192H55ZM68 193H69V192H68ZM68 193H67V194H68ZM84 193H85V192H84ZM117 193H118V192H117ZM124 193H126V192H124ZM129 193H130V192H129ZM161 193H162V191H161ZM181 193H182V192H181ZM203 193H204V192H203ZM203 193H202V194H203ZM205 193H206V192H205ZM225 193H226V192H225ZM225 193H224V194H225ZM237 193H238V192H237ZM17 194L19 195V193H17ZM33 194H34L33 196H35V193H33ZM90 194H91V193H90ZM114 194H115V193H114ZM118 194H119V193H118ZM127 194H128V193H127ZM245 194H246V193H245ZM262 194H264V193H262ZM14 195H15V194H14ZM43 195H44V194H43ZM53 195H54V194H53ZM130 195H131V194H130ZM197 195H198V194H197ZM29 196H30V195H29ZM45 196H46V195H45ZM127 196H128V195H127ZM195 196H196V195H195ZM199 196H200V195H199ZM203 196H205V195H203ZM236 196H237V195H236ZM236 196H235V197H236ZM238 196H239V195H238ZM41 197H42V196H41ZM62 197H63V196H62ZM75 197H76V195H75ZM116 197H117V196H116ZM128 197H129V196H128ZM154 197H155V196H154ZM191 197H192V196H191ZM218 197H219V196H218ZM229 197H230V196H229ZM249 197H250V196H249ZM20 198H21V197H20ZM20 198H19V199H20ZM59 198H60V197H59ZM104 198H105V197H104ZM104 198H103V199H104ZM206 198H207V197H206ZM42 199H44V198H42ZM64 199H65V198H64ZM201 199H202V198H201ZM216 199H217V198H216ZM222 199H223V198H222ZM229 199H230V198H229ZM40 200H41V199H40ZM108 200H109V199H108ZM110 200H111V199H110ZM114 200H115V199H114ZM122 200H123V199H122ZM199 200H200V199H199ZM212 200H213V199H212ZM239 200H240V199H239ZM249 200H250V199H249ZM263 200H264V199H263ZM25 201H26V200H25ZM65 201H67V200H65ZM68 201H69V200H68ZM119 201H120V200H119ZM168 201H169V200H168ZM215 201H216V200H215ZM215 201H214V202H215ZM218 201H219V199H218ZM247 201H248V200H247ZM250 201H251V200H250ZM23 202H24V201H23ZM37 202L40 204L41 201L39 202V200H38ZM106 202H108V201H106ZM124 202H125V201H124ZM169 202H170V201H169ZM191 202H192V200H191ZM216 202H217V201H216ZM228 202H229V201H228ZM254 202H255V201H254ZM263 202H264V201H263ZM20 203H21V202H20ZM38 203H37V204H38ZM45 203H46V201H45ZM167 203H168V202H167ZM195 203H196V202H195ZM202 203H203V202H202ZM220 203H221V202H220ZM10 204H11V203H10ZM35 204H36V199H35V197H34V198H31V199H29V200H27V201H26V212H27V216L30 217L32 223H33L34 226L37 228L36 238H38V236H37V235L39 234V230H38V228H40V227H41V228H42V227H46V226H47V223H46V222H45V221L39 216V214L37 213V209H36V205H35ZM124 204H125V203H124ZM165 204H166V203H165ZM169 204H170V203H169ZM198 204H199V202H198ZM237 204H238V203H237ZM237 204H236V205H237ZM252 204H253V203H252ZM121 205H122V204H121ZM167 205H168V204H167ZM193 205H194V204H193ZM213 205H214V204H213ZM247 205H248V204H247ZM17 206H18V204H17ZM21 206H22V205H21ZM115 206H116V205H115ZM218 206H219V205H218ZM218 206H217V207H218ZM7 207H8V206H7ZM162 207H163V204H162ZM169 207H170V206H169ZM213 207H214V206H213ZM227 207H229V206H227ZM106 208H107V207H106ZM195 208H197V207H195ZM214 208H215V207H214ZM248 208H249V207H248ZM248 208H247V209H248ZM9 209H10V208H9ZM19 209H20V208H19ZM108 209H109V208H108ZM114 209H115V208H114ZM164 209H165V208H164ZM190 209H191V208H190ZM240 209H241V208H240ZM16 210H17V209H16ZM84 210H85V209H84ZM106 210H107V209H106ZM123 210H124V209H123ZM210 210H212V209L210 208ZM89 211H90V210H89ZM95 211H96V210H95ZM160 211H161V210H160ZM196 211H197V210H196ZM219 211H220V208H219L218 212H219ZM241 211H242V209H241ZM0 212H1V210H0ZM109 212H110V211H109ZM211 212H212V211H211ZM3 213H4V212H3ZM94 213H95V212H94ZM123 213H124V211H123ZM154 213H155V212H154ZM163 213H164V212H163ZM163 213H162V214H163ZM40 214H41V213H40ZM89 214H90V213H89ZM96 214H97V213H96ZM104 214H105V213H104ZM106 214H107V213H106ZM112 214H113V213H112ZM116 214H117V213H116ZM213 214H214V213H213ZM237 214H238V212H237ZM257 214H258V213H257ZM154 215H155V214H154ZM174 215H175V214H174ZM211 215H212V214H211ZM238 215H239V214H238ZM112 216H113V215H112ZM167 216H169V215H167ZM209 216H210V214H209ZM209 216H208V217H209ZM259 216H260V215H259ZM263 216H264V215H263ZM102 217H103V216H102ZM175 217H176V216H175ZM76 218H77V217H76ZM202 218H203V217H202ZM232 218H233V217H232ZM257 218H259V217H257ZM262 218H263V217H262ZM262 218H261V219H262ZM19 219H20V218H19ZM90 219H91V218H90ZM118 219H119V218H118ZM174 219H175V218H174ZM0 220H1V219H0ZM95 220H96V219H95ZM153 220H154V219H153ZM155 220H156V219H155ZM206 220H207V219H206ZM262 220H263V219H262ZM2 221H3V220H2ZM102 221H103V220H102ZM105 221H106V220H105ZM107 221H108V220H107ZM95 222H96V221H95ZM97 222H98V221H97ZM112 222H113V221H112ZM156 222H157V221H156ZM159 222H160V220H159ZM161 222H162V221H161ZM164 222H166V221H164ZM164 222H163V223H164ZM175 222H176V221H175ZM181 222H182V221H181ZM2 223H3V222H2ZM10 223H11V221H10ZM113 223H114V222H113ZM118 223H119V222H118ZM169 223H170V222H169ZM198 223H200V222H198ZM107 224H108V223H107ZM165 224H166V223H165ZM170 224H171V223H170ZM172 224H173V223H172ZM177 224H178V223H177ZM1 225H2V224H1ZM95 225H96V224H95ZM105 225H106V224H105ZM202 225H203V224H202ZM228 225H229V223H228ZM4 226H5V225H4ZM21 226H22V225H21ZM92 226H93V225H92ZM102 226H103V225H102ZM112 226H113V225H112ZM206 226H207V225H206ZM258 226H259V225H258ZM75 227H76V226H75ZM152 227H153V226H152ZM203 227H204V226H203ZM167 228H168V227H167ZM204 228H205V227H204ZM11 229H13V228H11ZM11 229H10L9 231L6 232V235H7L6 237H8V236H10V235H11V236L14 235V239H15V240H13V241H14V243H16V246L18 247V252L20 253V248H21V247H24V246L22 245V241H20L21 238L19 239V238H18V237H20L19 234H17L16 232H14L15 230L12 231ZM93 229H94V228H93ZM101 229H102V228H101ZM103 229H104V228H103ZM109 229H110V228H109ZM114 229H115V228H114ZM140 229H141V228H140ZM140 229H139V230H140ZM162 229H163V228H162ZM206 229H207V228H206ZM87 230H88V229H87ZM105 230H106V229H105ZM231 230H232V229H231ZM255 230H256V229H255ZM108 231H109V230H108ZM111 231H112V230H111ZM156 231H157V230H156ZM183 231H184V230H183ZM237 231H238V230H237ZM263 231H264V230H263ZM138 232H139V231H138ZM203 232H204V230H203ZM205 232H206V231H205ZM258 232H259V231H258ZM83 233H84V232H83ZM231 233H232V231H231ZM233 233H234V232H233ZM110 234H111V233H110ZM156 234H157V233H156ZM190 234H191V233H190ZM235 234H236V233H235ZM83 235H84V234H83ZM98 235H99V234H98ZM98 235H97V236H98ZM115 235H116V234H115ZM152 235H153V234H152ZM16 236H17L18 239L15 238ZM46 236H47V235H46ZM88 236H89V235H88ZM95 236H96V234H95ZM99 236H100V235H99ZM159 236H160V235H159ZM186 236H187V235H186ZM186 236H185V237H186ZM188 236H189V235H188ZM228 236H229V234H228ZM230 236H231V235H230ZM237 236H238V235H237ZM6 237H5V238H6ZM21 237H23V235H22ZM89 237H91V236H89ZM103 237H104V236H103ZM112 237H113V236H112ZM122 237H123V236H122ZM122 237H121V238H122ZM135 237H136V236H135ZM233 237L235 238V236H233ZM259 237H260V235H259ZM3 238H4V237H3ZM5 238H4V239H5ZM33 238H34V237H33ZM53 238H54V237H53ZM58 238H59V237H58ZM139 238H140V237H139ZM192 238H193V237H192ZM225 238H226V237H225ZM243 238H244V237H243ZM257 238H258V237H257ZM6 239H7V238H6ZM6 239H5V240H6ZM68 239H69V238H68ZM97 239H98V238H97ZM101 239H102V238H101ZM114 239H115V238H114ZM136 239H137V237H136ZM142 239H143V238H142ZM193 239H194V238H193ZM193 239H192V240H193ZM231 239L233 240V238H231ZM249 239H250V238H249ZM62 240H63V239H62ZM84 240H85V239H84ZM92 240H96V238H95V239H92V238H91V241H92ZM129 240H130V239H129ZM149 240H150V239H149ZM156 240H157V239H156ZM160 240H161V239H160ZM255 240H256V239H255ZM255 240H254V241H255ZM13 241H12V242H13ZM97 241H99V240H97ZM138 241H139V240H138ZM188 241H189V240H188ZM248 241H249V240H248ZM12 242H11V243H12ZM109 242H110V241H109ZM111 242H112V241H111ZM118 242H119V241H118ZM129 242H130V241H129ZM129 242H128V243H129ZM150 242H151V241H150ZM182 242H183V241H182ZM2 243H3V242H2ZM14 243H13V244H14ZM105 243H107V242H105ZM123 243H124V241H123ZM132 243H133V242H132ZM190 243H191V242H190ZM196 243H197V241H196ZM9 244H10V243H9ZM65 244H66V243H65ZM124 244H125V243H124ZM126 244H127V243H126ZM126 244H125V245H126ZM225 244H226V243H225ZM237 244H242V243H237ZM243 244H246V243H243ZM5 245H6V244H5ZM11 245H12V244H11ZM67 245H68V243H67ZM79 245H80V244H79ZM98 245H99V244H98ZM100 245H102V243H101ZM103 245H104V244H103ZM107 245H108V244H107ZM117 245H118V244H117ZM127 245H128V244H127ZM136 245H137V244H136ZM229 245H230V244H229ZM14 246H15V245H14ZM40 246H41L40 244H39V246H38L37 242H34V243L29 244V250L31 251L32 255H36V254H38V253H43V254H44V251H45V250L43 249V246H42V248L40 249ZM92 246H93V245H92ZM139 246H140V245H139ZM248 246H249V245H248ZM25 247H26V246H25ZM71 247H72V246H71ZM102 247H103V246H102ZM229 247H230V246H229ZM229 247H228V248H229ZM254 247H255V246H254ZM254 247H253V250H254ZM5 248H6V247H5ZM92 248H93V247H92ZM112 248H113V247H112ZM139 248H140V247H139ZM142 248H143V247H142ZM188 248H189V247H188ZM228 248H227V249H228ZM21 249H22V248H21ZM99 249H100V248H99ZM97 250H98V249H97ZM106 251H107V250H106ZM111 251H112V250H111ZM126 251H127V250H126ZM91 252H92V251H91ZM103 252H104V251H103ZM103 252H102L101 254H103ZM122 252H123V251H122ZM19 253H17V255H18ZM134 253H135V252H134ZM151 253H153V252H151ZM217 253H218V252H217ZM250 253H251V252H250ZM71 254H72V253H71ZM93 254H94V253H93ZM10 255H11V254H10ZM19 255H21V254H19ZM41 255H42V254H41ZM57 255H58V254H57ZM89 255H90V254H89ZM126 255H128V254H126ZM169 255H170V254H169ZM25 256H27V255H25ZM37 256H39V255H37ZM103 256H104V255H103ZM156 256H157V255H156ZM6 257H7V256H6ZM28 257H29V256H28ZM149 257H150V256H149ZM162 257H163V256H162ZM217 257H218V256H217ZM22 258H23V257H22ZM32 258H33V257H32ZM59 258H60V257H59ZM150 258H151V257H150ZM159 258H160V255H159ZM164 258H165V257H164ZM0 259H1V258H0ZM12 259H13V258H12ZM53 259H54V257H53ZM155 259H156V258H155ZM167 259H168V257H167ZM1 260H2V259H1ZM26 260H27V259H26ZM33 260H34V259H33ZM43 260H44V259H43ZM43 260H42V261H43ZM78 260H79V259H78ZM141 260H142V259H141ZM145 260H146V259H145ZM219 260H220V259H219ZM219 260H218V261H219ZM2 261H3V260H2ZM4 261H5V260H4ZM6 261H7V260H6ZM17 261H18V260H17ZM24 261H25V260H24ZM49 261H50V260H49ZM64 261H66V260L64 259ZM70 261H71V260H70ZM147 261H148V260H147ZM35 262H37V261H35ZM72 262H74V261H72ZM140 262H141V261H140ZM243 262H244V261H243ZM16 263H17V262H16ZM124 263H125V262H124ZM220 263H221V261H220ZM118 264H119V263H118ZM148 264H149V263H148ZM217 264H219V263H217Z\"/></svg>",
    "mask_w": 264,
    "mask_h": 264
}]
</instances>
